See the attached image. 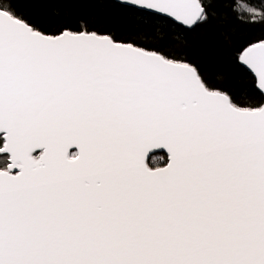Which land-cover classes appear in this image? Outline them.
Listing matches in <instances>:
<instances>
[{
	"label": "snow or ice",
	"instance_id": "obj_1",
	"mask_svg": "<svg viewBox=\"0 0 264 264\" xmlns=\"http://www.w3.org/2000/svg\"><path fill=\"white\" fill-rule=\"evenodd\" d=\"M96 2L131 34L0 0V264H264V39L249 84L192 50L222 0ZM160 14L178 28L142 44Z\"/></svg>",
	"mask_w": 264,
	"mask_h": 264
},
{
	"label": "trees",
	"instance_id": "obj_2",
	"mask_svg": "<svg viewBox=\"0 0 264 264\" xmlns=\"http://www.w3.org/2000/svg\"><path fill=\"white\" fill-rule=\"evenodd\" d=\"M238 3L264 11V0H222L217 5V15L212 20L208 32L193 41L192 50L196 55H206L207 62L212 67L214 74L217 72L241 73L245 82L250 84L253 77L248 71L241 68L237 59L243 48L264 39V23L250 22V14L237 10ZM61 7L70 8L78 13L107 14L113 21L112 27L126 35L131 34L132 19L130 14L122 8L107 7L103 3H97L96 0H81V2L68 5H56L51 0H34L30 10L42 13ZM135 23L146 33V37L141 41L142 44H156L161 39H169L178 28L168 19L156 15L143 21L137 19ZM160 156L157 155L156 162L153 164L159 163Z\"/></svg>",
	"mask_w": 264,
	"mask_h": 264
},
{
	"label": "water",
	"instance_id": "obj_3",
	"mask_svg": "<svg viewBox=\"0 0 264 264\" xmlns=\"http://www.w3.org/2000/svg\"><path fill=\"white\" fill-rule=\"evenodd\" d=\"M156 16H159V17H162V18H165V19H168L169 21H171V22H173L174 24H176L177 26H179L178 25V22H176V21H174V20H172L171 18H168V17H166V16H164V15H162V14H160V15H156ZM238 60V59H237ZM238 64H239V61H238ZM240 65V64H239ZM246 71H248L250 74H251V76H252V73L247 69V68H244ZM157 155H164V153H158Z\"/></svg>",
	"mask_w": 264,
	"mask_h": 264
},
{
	"label": "rangeland",
	"instance_id": "obj_4",
	"mask_svg": "<svg viewBox=\"0 0 264 264\" xmlns=\"http://www.w3.org/2000/svg\"><path fill=\"white\" fill-rule=\"evenodd\" d=\"M153 162L155 163L156 161H155V159L153 160ZM158 163V162H157Z\"/></svg>",
	"mask_w": 264,
	"mask_h": 264
},
{
	"label": "flooded vegetation",
	"instance_id": "obj_5",
	"mask_svg": "<svg viewBox=\"0 0 264 264\" xmlns=\"http://www.w3.org/2000/svg\"><path fill=\"white\" fill-rule=\"evenodd\" d=\"M154 165H156V164H154Z\"/></svg>",
	"mask_w": 264,
	"mask_h": 264
}]
</instances>
